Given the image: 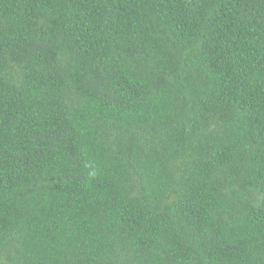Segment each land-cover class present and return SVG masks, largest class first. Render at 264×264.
Wrapping results in <instances>:
<instances>
[{
	"label": "trees",
	"instance_id": "16d2710c",
	"mask_svg": "<svg viewBox=\"0 0 264 264\" xmlns=\"http://www.w3.org/2000/svg\"><path fill=\"white\" fill-rule=\"evenodd\" d=\"M0 264H264V0H0Z\"/></svg>",
	"mask_w": 264,
	"mask_h": 264
},
{
	"label": "clouds",
	"instance_id": "9594fccd",
	"mask_svg": "<svg viewBox=\"0 0 264 264\" xmlns=\"http://www.w3.org/2000/svg\"><path fill=\"white\" fill-rule=\"evenodd\" d=\"M97 175V171L93 168L90 172H89V176H95Z\"/></svg>",
	"mask_w": 264,
	"mask_h": 264
}]
</instances>
